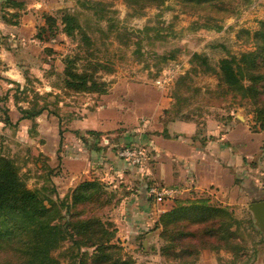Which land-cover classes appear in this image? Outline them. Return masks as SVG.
<instances>
[{
  "label": "rangeland",
  "instance_id": "rangeland-1",
  "mask_svg": "<svg viewBox=\"0 0 264 264\" xmlns=\"http://www.w3.org/2000/svg\"><path fill=\"white\" fill-rule=\"evenodd\" d=\"M94 2H98L94 9L83 5ZM25 7V15L10 17L20 24L17 22L5 36L1 34L0 155L12 163L26 186L36 190L45 203L50 199L56 202L58 213L64 217L68 211L59 201L69 203L74 187L92 181L93 185L82 192L88 198L74 202L69 214L76 220L91 216L101 221L118 247L117 254L128 264H264V233L256 227L245 205L239 209L225 206L232 213L236 239L223 241L221 249H200L190 257L178 254L181 244L176 241V254L171 258L165 256L167 241L157 225L159 215L177 199L156 203L146 191L147 196L143 194L139 203L128 202L126 196L136 194L135 189L142 192L145 186L147 190L148 185H134L143 176L130 170L133 165L115 163L109 172L103 160H97L90 178H80L67 188L59 183L61 179L72 180L62 158L65 143L73 141L74 135L81 136L83 145L94 150L100 147L98 143L105 146L107 138L110 144L105 148L113 149L112 157L116 159H120V148L139 145L147 154L145 164L148 162L149 152L140 138L145 131L139 129L146 126L140 118V126L125 129L118 137H99L89 129L73 128L88 119L102 121L103 109L108 105H116L121 111L131 108L133 98L165 99L169 107L164 110L163 121H202L207 116L225 118L238 113L249 118L252 130L264 133V90L254 97L248 90H231L219 73L221 59L255 50L254 31L264 20V0H166L160 5L133 0H29ZM62 9L77 16L90 38L89 45L79 32L67 36L61 31ZM43 14L56 18V34L44 41L35 37L31 40V34L36 35L45 24ZM22 24L31 32L19 38ZM65 55H78L77 67L93 71L104 83L101 86L105 93L65 87ZM261 72L264 61L247 75ZM242 83L244 87L264 89L263 78L251 81L245 75ZM42 105L49 107L47 119L21 118V108ZM143 108V115L149 116L151 109ZM258 157L260 163L254 174L264 181V143ZM262 197L264 193L255 191L251 200ZM67 253L61 245L54 255L67 262ZM6 258L8 255L0 261Z\"/></svg>",
  "mask_w": 264,
  "mask_h": 264
},
{
  "label": "trees",
  "instance_id": "trees-1",
  "mask_svg": "<svg viewBox=\"0 0 264 264\" xmlns=\"http://www.w3.org/2000/svg\"><path fill=\"white\" fill-rule=\"evenodd\" d=\"M133 1H147L160 5L166 0ZM187 1L203 3L213 0ZM95 3L98 2H94V5L86 3L83 5L94 9ZM4 4L16 10L8 13L10 17L17 18L18 10L23 8V3L17 0H5ZM60 11L62 16L59 20L63 25L61 31L67 36L79 32L82 40L89 45L90 38L83 31L77 16L65 9ZM42 16L45 24L38 28L35 35V38L40 41L56 34V18L49 14ZM99 18H103V15H99ZM10 22L17 24L18 21L16 19ZM1 37L0 34V46L3 41ZM254 40V51L223 58L219 62V73L228 87L234 91L244 90V93L248 90L252 97L259 95L264 89L258 90L255 85L244 87L242 81L245 75L251 81L264 79V72L247 75L250 69L255 70L258 63L264 61V20L254 31ZM78 59V55L63 57L64 86L74 90L105 93V89L101 86L104 83L97 79L93 71L77 67ZM48 110L47 105L21 108V118L35 119L43 111ZM89 132L99 135L97 131L89 130ZM109 144L108 142L105 146ZM119 158L129 165L137 166ZM153 183L147 185V195L148 187ZM92 185V181H82L72 189L69 203L59 201V205H65L68 211L67 215L62 217L58 213V204L51 199L45 203L36 190L26 186L12 163L0 155V257L8 255V259L0 261V264H128L117 254L118 247L111 242L110 233L101 221L91 216L76 220L69 214V208L74 202L88 198L87 194L82 192ZM158 223L157 226L161 227L160 235L167 241L164 246L167 250L165 256L171 258L176 254L174 253L176 241L181 244L178 254L182 257H190L198 254L200 249H221L223 241L230 242L237 238L235 229L232 227V213L225 206L210 203L205 197L187 201L176 200L171 208L159 215ZM61 245L68 252L67 262H63L54 255ZM89 249H91L90 252ZM168 254L172 255L168 256ZM181 264L192 263L185 261Z\"/></svg>",
  "mask_w": 264,
  "mask_h": 264
},
{
  "label": "crops",
  "instance_id": "crops-1",
  "mask_svg": "<svg viewBox=\"0 0 264 264\" xmlns=\"http://www.w3.org/2000/svg\"><path fill=\"white\" fill-rule=\"evenodd\" d=\"M4 1L0 0V34L3 36L12 32L17 26L10 22L12 19L8 14L16 10L7 7ZM17 1L23 3V8L17 13L20 17L25 13V6L29 0ZM18 24H20L19 21ZM18 31L20 32L19 38L31 32L24 24ZM33 37L35 35L31 34L29 38L34 40ZM2 48L1 44L0 52L4 51ZM7 53L10 52L7 51ZM12 79L16 80L15 77ZM155 98H133L131 108L122 109V111L117 109L116 105L112 107L108 105L106 110L103 109L102 121L88 119L84 125H76L73 128L79 131L85 129L97 131L99 137L104 135L118 137L122 136L125 129H136L140 126L138 121L140 118L141 121H145L146 128L139 129L145 131H142L140 138L146 143L149 160L142 167L132 166V169L131 166L128 167L131 171L143 176L137 183H134L135 186L139 182H141L140 186L153 182L178 186L181 192L175 198L179 201L205 197L215 205L230 206L235 209L245 205L247 211H249V203L264 200V197L251 200L255 191L260 194L264 193V184L258 185V183H264L263 179L254 174L260 163V159H256L262 152L264 133L259 129L252 130L248 117L232 113L225 118L207 116L203 119L204 117H201L202 121L194 118L163 121V113L169 107L168 103H165L163 98L159 100ZM144 106L151 109L149 116L143 115L145 114ZM47 117V111H43L36 118L45 120ZM76 121V124H81L80 120ZM76 137L74 135V140L64 145L65 156L62 158V163L67 170L71 171L72 180L69 182L67 179H61L59 182L61 187L73 186L83 177L90 178L96 170L94 164L97 160H103V165L109 169V172L115 163L122 166L126 164L122 159L112 157L113 149L105 148L98 143L100 147L94 150L83 145L81 136ZM251 178L254 180L253 183ZM247 179L251 188L246 186ZM135 191L138 195L131 193L126 196V200L133 204L139 203L143 194L144 197L147 196L146 186L142 192L136 189ZM170 202H172L171 199Z\"/></svg>",
  "mask_w": 264,
  "mask_h": 264
},
{
  "label": "built area",
  "instance_id": "built-area-1",
  "mask_svg": "<svg viewBox=\"0 0 264 264\" xmlns=\"http://www.w3.org/2000/svg\"><path fill=\"white\" fill-rule=\"evenodd\" d=\"M164 81V79H162ZM160 84V80L157 81ZM106 138L104 143L108 144ZM119 157L135 164L137 166H144L147 160V154L139 145L132 144L124 146L117 151ZM181 192L178 186H167L154 182L148 187V196L156 203L167 202L170 199L175 198Z\"/></svg>",
  "mask_w": 264,
  "mask_h": 264
},
{
  "label": "water",
  "instance_id": "water-1",
  "mask_svg": "<svg viewBox=\"0 0 264 264\" xmlns=\"http://www.w3.org/2000/svg\"><path fill=\"white\" fill-rule=\"evenodd\" d=\"M248 210L252 214L256 227L264 233V200L249 203Z\"/></svg>",
  "mask_w": 264,
  "mask_h": 264
}]
</instances>
